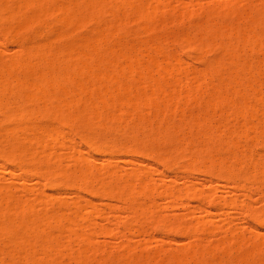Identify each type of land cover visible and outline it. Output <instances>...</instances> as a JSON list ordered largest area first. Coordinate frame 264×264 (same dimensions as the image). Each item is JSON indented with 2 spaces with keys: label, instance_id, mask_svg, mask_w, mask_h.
Wrapping results in <instances>:
<instances>
[{
  "label": "rangeland",
  "instance_id": "obj_1",
  "mask_svg": "<svg viewBox=\"0 0 264 264\" xmlns=\"http://www.w3.org/2000/svg\"><path fill=\"white\" fill-rule=\"evenodd\" d=\"M25 1H0V264H264V0Z\"/></svg>",
  "mask_w": 264,
  "mask_h": 264
},
{
  "label": "bare ground",
  "instance_id": "obj_2",
  "mask_svg": "<svg viewBox=\"0 0 264 264\" xmlns=\"http://www.w3.org/2000/svg\"><path fill=\"white\" fill-rule=\"evenodd\" d=\"M0 1H1V0H0ZM5 1H6V0H5ZM15 1H16V0H15ZM17 1H22V3H23L22 6H24V3H26V1L23 2L24 0H17ZM27 1L32 2V1H34V0H32V1H31V0H27ZM36 1H37V0H36ZM80 1H83V0H80ZM80 1H79V2H80ZM88 1H89V0H87V2H88ZM7 2H8V1H7ZM92 2H93V1H92ZM4 3H6V2H4ZM18 3H19V2H18ZM69 3H70V2H69ZM126 3H127V2H126ZM14 4H15V3H14ZM19 4H20V3H19ZM19 4H17V6H18ZM26 4H27V3H26ZM41 4H42V2H41ZM41 4H40V7H42ZM94 4H95V2H94ZM110 4H111V3H110ZM2 5H3V4H2ZM2 5H1V6H2ZM7 5H8V4H7ZM9 5H10V4H9ZM20 5H21V4H20ZM30 5H31V4H30ZM35 5H36V4H35ZM38 5H39V4H38ZM45 5H47V4H45ZM50 5H51V4H50ZM85 5H88V3H87V4L85 3ZM126 5H127V4H126ZM1 6H0V7H1ZM51 6L53 7V5H51ZM72 6H73V5H72ZM109 6H110V5H109ZM12 7H13V6H12ZM31 7H32V5H31ZM36 7H37V6H36ZM40 7H37V8H40ZM43 7L45 8V10L43 9V11L46 12V8L48 7V5H47V7H45V6H43ZM68 7H69V6H68ZM79 7H80V6H79ZM89 7H90V6H89ZM101 7H102V6H101ZM110 7H111V6H110ZM114 7H115V6H114ZM3 8H4V7H3ZM5 8H6V7H5ZM5 8L3 9V15H4V13L6 12V11H5ZM7 8H8V7H7ZM7 8H6V9H7ZM20 8H21V6H20ZM22 8H23V7H22ZM22 8H21V9H22ZM32 8L34 9V6H33ZM53 8H54V7H53ZM102 8H103V7H102ZM16 9H17V7H16ZM24 9H25V8H24ZM35 9H36V8H35ZM35 9H34V10H35ZM49 9H50V8H49ZM49 9H48V10H49ZM92 9H93V8H92ZM97 9H98V8H97ZM114 9H115V8H114ZM151 9H152V8H151V6H150V10H151ZM8 10H9V8H8ZM12 10H13V9H12ZM18 10H19V8H18ZM48 10H47V11H48ZM66 10H68V9L66 8ZM79 10H80V9H79ZM89 10H90V8H89ZM89 10H88V11H89ZM108 10H109V9H108ZM0 11H1V10H0ZM13 11H14V10H13ZM38 11H39V10H36L34 13L37 12V15H38V13H39ZM40 11H42V9H40ZM51 11H53V9H52ZM99 11H100V10H99ZM22 12H23V11H22ZM22 12H21V14H22ZM79 12H80V11H79ZM111 12H112V10H111ZM8 13H10V12L8 11ZM12 13L14 14V12H12ZM29 13H30V11H29ZM90 13H91V10H90ZM106 13H107V12H106ZM5 14H6V13H5ZM13 14H12V15H13ZM30 14H31V13H30ZM1 15H2V14H1ZM7 15H8V14H7ZM15 15H16V13H15ZM17 15H18V12H17ZM19 15H20V13H19ZM24 15H25V14H24ZM81 15H82V14H81ZM5 16H6V15H5ZM31 16H32L31 20L28 19V18L26 17L28 21H33V20H32V19H33V16H35V17H34V18H35V21H36V18H38L36 15H31ZM31 16H30V17H31ZM47 16H48V15H47ZM8 17H9V16H8ZM10 17H11V14H10ZM13 17H14V16H13ZM18 17H19V16H18ZM20 17H21V16H20ZM23 17H25V16H23ZM30 17H29V18H30ZM70 17H71V16H70ZM21 18H22V17H21ZM26 18H23V19L25 20ZM41 18H43V17H41ZM46 18H47V17H46ZM76 18H77V17H76ZM90 18H91V17H90ZM0 19H1V18H0ZM2 19H3V18H2ZM2 19H1V20H2ZM4 19H5V18H4ZM15 19H16V18H15ZM73 19H74V18H73ZM77 19H78V18H77ZM83 19H84V18H83ZM91 19H93V16H92ZM9 20H10V19H9ZM84 20H85V19H84ZM147 20H148V19H147ZM13 21H15V20L13 19ZM19 21H20V20H19ZM21 21H22V19H21ZM28 21H27V22H28ZM80 21H81V20H80ZM87 21H88V20H87ZM114 21H115V19H114ZM6 22H7V21H6ZM10 22H11V21H10ZM10 22H9V23H10ZM23 22H24V21H23ZM67 22H68V21H67ZM83 22H84V21H83ZM4 23H5V22H4ZM21 23H22V22H21ZM25 23H26V22H25ZM65 23H66V22H65ZM43 24H44V23H43ZM83 24H84V23H83ZM24 25H25V24H24ZM24 25H23V27H24ZM27 25H28V24H27ZM68 25H69V24H68ZM70 25H71V24H70ZM8 26H9V25H8ZM10 27H11V26H10ZM16 27H17V26H16ZM16 27H15V28H16ZM13 28H14V27H13ZM15 28H14V29H15ZM20 29H21V28H20ZM19 31H20V30H19ZM21 31H22V30H21ZM13 32H14V31H13ZM4 33H5V31H4ZM109 34H110V33H109ZM209 35H210V34H209ZM15 36H16V35H15ZM17 36H18V35H17ZM99 36H100V35H99ZM260 36H261V35H260ZM11 38H12V37H11ZM253 39H254V38H253ZM29 40H30V39H29ZM103 41H104V40H103ZM182 41H183V40H182ZM263 41H264V40H263ZM97 42H98V40H97ZM161 42H162V41H161ZM188 43H189V42H188ZM37 44H38V43H37ZM91 44H92V43H91ZM97 45H98V44H97ZM227 48H228V47H227ZM37 49H38V48H37ZM37 49H36V50H37ZM133 49H134V48H133ZM222 49H223V48H222ZM40 50H41V49H40ZM94 50H95V49H94ZM33 51H34V50H33ZM52 51H54V50H52ZM238 52H239V51H238ZM39 53H40V52H39ZM39 53H38V54H39ZM79 53H80V52H79ZM225 54H227V52H226ZM50 55H51V54H49V56H50ZM37 56H38V55H37ZM87 56H88V55H87ZM119 56H120V55H119ZM50 58H51V57H50ZM84 58H85V57H84ZM86 58H87V57H86ZM126 58H127V57H126ZM129 58H132V57L130 56ZM238 58H239V57H238ZM54 59H55V54H54ZM88 59H89V58H88ZM121 59H122V57H121ZM127 59H128V58H127ZM133 59H134V58H133ZM133 59H132V60H133ZM136 59H137V58H136ZM50 60H51V59H50ZM134 61H135V59H134ZM137 61H138V60H137ZM109 62H110V61H109ZM146 62H147V61H146ZM153 62H154V61H153ZM51 63H52V62H51ZM51 63H50V64H51ZM110 63H111V62H110ZM149 63H150V62H149ZM151 63H152V62H151ZM10 64H11V63H10ZM13 64H14V63H13ZM128 64H129V63H128ZM155 64H156V63H155ZM7 65H8V64H7ZM67 65H68V64H67ZM67 65H65V67H67ZM70 65H71V64H70ZM153 65H154V64H153ZM0 66H1V65H0ZM3 66H4V65H3ZM11 66H12V65H11ZM11 66H10V67H11ZM51 66H52V64H51ZM84 66H85V65H84ZM171 66H172V65H171ZM53 67H54V66H53ZM65 67H64V69H65ZM68 67H69V65H68ZM131 67H132V66H131ZM59 68H60V67H59ZM85 68H86V67H85ZM98 68H99V67H98ZM104 68H105V67H104ZM151 68H152V67H151ZM157 68H158V67H157ZM3 69H5V67H4ZM60 69H61V68H60ZM64 69H63L62 71H64ZM71 69H72V68H71ZM86 69H87V68H86ZM143 69H144V68H143ZM146 69H147V68H146ZM8 70H9V69H8ZM68 70H69V69H68ZM110 70H111V69H110ZM5 71H6V70H5ZM65 71H67V69H66ZM73 71H74V70H73ZM79 71H80V70H79ZM100 71H101V70H100ZM102 71H103V68H102ZM131 71H133V70H131ZM157 71H158V70H157ZM165 71H167V70H165ZM48 72H49V71H48ZM48 72H47V73H48ZM50 72H51V70H50ZM59 72H60V70H59ZM68 72H70V71H68ZM71 72H72V71H71ZM71 72H70V73H71ZM74 72H77V71H74ZM103 72H105V71H103ZM103 72H102V74H103ZM116 72H117V71H116ZM40 73H41V72H40ZM65 73H66V72H65ZM100 73H101V72H100ZM108 73H109V72H108ZM112 73H114V71H113ZM120 73H121V72H120ZM158 73H159V72H158ZM179 73H180V72H179ZM29 74H30V73H29ZM41 74H42V73H41ZM60 74H61V72H60ZM63 74H64V72H63ZM68 74H69V73H67V76H68ZM78 74H79V73H78ZM80 74H81V73H80ZM92 74H93V73H92ZM92 74H91V75H92ZM102 74H101V76H102ZM105 74H106V73H104V75H105ZM109 74H110V73H109ZM117 74H118V73H117ZM134 74H135V73H134ZM37 75H38V74H37ZM43 75H44V74L36 76V74H35L36 78H38L39 76L42 77V78L44 77L45 79H44V78H43V79H44V81H46V77H47V76L45 77V76H43ZM46 75H47V74H46ZM64 75H65V74H64ZM64 75H63V76H64ZM69 75H70V74H69ZM82 75H83V73H82ZM104 75H103V77H104ZM114 75H115V74H114ZM248 75H249V74H248ZM48 76H49V77L47 78V82L49 83L48 85H50V86H54V83H52V82H53V80H54L55 78L51 81L50 79H52V78L50 77V75H48ZM72 76H73V74H72ZM118 76H119V75H118ZM118 76H115V77H114V81H111V80H113V78H112L111 75H110V78H112V79L108 80L107 78H104L103 83H105V79H107L108 81H111V83H112V82L115 83L116 78H118V79H117V83H118V80H119V77H118ZM120 76H121V75H120ZM122 76H123V75H122ZM140 76H141V75H140ZM25 77H26V76H25ZM59 77H61V76L59 75ZM73 77H74V76H73ZM95 77H96V76H95ZM103 77H102V79H103ZM107 77L109 78V76H107ZM123 77H124V76H123ZM123 77H122V78H123ZM13 78H14V77H13ZM36 78H35V79H36ZM42 78H41V81L44 82ZM49 78H50V79H49ZM64 78H67V77H64ZM120 78H121V77H120ZM146 78H147V77H146ZM0 79H1V78H0ZM32 79H33V77H32ZM38 79H39V78H38ZM48 79L50 80V82H49ZM57 79H58V78H57ZM57 79H56V80H57ZM68 79H69V77H68ZM90 79H91V78H90ZM92 79H93V77H92ZM97 79H99V78H96V81H97ZM241 79H242V77H241ZM1 80H2V79H1ZM3 80H4V79H3ZM69 80H70L69 82L73 81L72 79H69ZM81 80H82V79H81ZM93 80H95V79H93ZM176 80H178V79H176ZM14 81H16V80H14ZM20 81H21V80H20ZM20 81H19V82H20ZM36 81H37V79H36ZM36 81H35V82H36ZM41 81H40V79H39L38 82H41ZM96 81H95V82H96ZM98 81H99V84H100V83H101V77H100V80H98ZM145 81H146V80H145ZM161 81H162V80H161ZM253 81H254V80H253ZM6 82H7V81H6ZM19 82H18V83H19ZM21 82H23V81H21ZM35 82L33 81V84H34ZM42 82H41V83H38V84H41V85L43 86V83H42ZM47 82H45L44 85H47ZM57 82H58V81H57ZM66 82H67V81H66ZM93 82H94V81H93ZM119 82L121 83V81H119ZM173 82H174V81H173ZM204 82H205V81H204ZM2 83H3V82H2ZM16 83H17V82H16ZM50 83H51L52 85H51ZM107 83H108V82H107ZM114 83H112V84H114ZM117 83H116V84H117ZM153 83H154V82H153ZM157 83H158V82H157ZM157 83H156V82L154 83L155 87H154V85H153V87L155 88V90L160 86V85H158ZM169 83H170V82H169ZM6 84H7V83H5V81H4V85H3V86H5ZM20 84H21V83H20ZM38 84L36 85V87L33 85V87L36 88L37 91H38V88H39V86H40V85L38 86ZM59 84H60V83H59ZM67 84H69V83H67ZM76 84H77V83H76ZM76 84H75V85H76ZM140 84H141V83H140ZM192 84H193V83H192ZM1 85H2V84H1ZM25 85L27 86V84H25ZM48 85H47V86H48ZM81 85H82V84H81ZM94 85H95V84H94ZM117 85H118V84H117ZM156 85H158L157 88H156ZM164 85H165V84H164ZM185 85H186V84H185ZM14 86H15V85H14ZM23 86H24V85H23ZM30 86H31V84H30ZM30 86L28 85V88H29ZM42 86H41V87H42ZM47 86H45V87H47ZM71 86H72V85H71ZM73 86H74V84H73ZM73 86H72V87H73ZM76 86L81 87L80 85H76ZM76 86H75V88H76ZM91 86H92V85H91ZM108 86H109V85H108ZM1 87H2V86H1ZM33 87L31 86V88H33ZM41 87L39 88V89L41 90L40 93H42V92H43V89H44V88H43L44 86L42 87V89H41ZM56 87H57V86H56ZM56 87H55V88H56ZM64 87H65V86H64ZM64 87H62V88H64ZM72 87H71V88H72ZM106 87H107V86H106ZM111 87H112V85H111ZM123 87H124V86H123ZM2 88H3V87H2ZM5 88H6V90H5ZM7 88H8V86L6 85V87H4V90L7 91V90H8ZM25 88H26V87H25ZM47 88H48V87H47ZM65 88H66V87H65ZM81 88H82V87H81ZM81 88H76V89L78 90V89H81ZM120 88H121V86H120ZM159 88H160V87H159ZM159 88H158V89H159ZM184 88H185V87H184ZM246 88H247V87H246ZM21 89H22V87H21ZM29 89H30V88H29ZM49 89H52V88H49ZM82 89H83V88H82ZM82 89H81V90H82ZM152 89H153V88H151V90H152ZM0 90L2 91L1 88H0ZM4 90L2 91V93L5 92ZM9 90H10V89H9ZM32 90H33V89H32ZM45 90H46V89H45ZM56 90H59V89H56ZM56 90H55V91H56ZM64 90H67V89H64ZM68 90H69V89H68ZM72 90H73V89H72ZM74 90H75V89H74ZM121 90H122V89H121ZM173 90H174V89H173ZM253 90H254V89H253ZM10 91H12V90H10ZM35 91H36V90H34V92H35ZM37 91H36V93H38ZM47 91H48V90H47ZM123 91H124V90H123ZM131 91H132V90H131ZM168 91H169V90H168ZM179 91H180V89H179ZM251 91H252V90H251ZM48 92H49V91H48ZM48 92H47V93H48ZM52 92H53V91H52ZM52 92H51V93H52ZM58 92H59V91H58ZM75 92H76V91H75ZM75 92H74V93H75ZM98 92H99V91H98ZM118 92H119V91H118ZM153 92H154V91H153ZM153 92H152V93H153ZM246 92H247V91H246ZM2 93H0V96H1ZM31 93H32V92H31ZM31 93H30V98H32V94L37 95L36 93H32V94H31ZM43 93H44V92H43ZM47 93H46V95L49 96V94H47ZM53 93H54V92H53ZM53 93H52V94H53ZM124 93H125V92H124ZM126 93H127V91H126ZM135 93H136V96H137V93H138L137 90L135 91ZM145 93H146V92H145ZM145 93H143V94L145 95ZM160 93H161V92H160ZM173 93H174V92H173ZM179 93H180V92H179ZM247 93H248V92H247ZM7 94H8V93H7ZM38 94H39V93H38ZM60 94H61V93H60ZM66 94H67V93H66ZM141 94H142V93H141ZM147 94H149V93H147ZM76 95H77V93H76ZM129 95H130V93L128 94V96H129ZM138 95H139V97L141 96L140 94H138ZM206 95H207V94H206ZM24 96H25V94H24ZM41 96H44V95H41ZM52 96H53V95H52ZM59 96H60V95H59ZM68 96H69V95H68ZM110 96H111V95H110ZM123 96H124V95H123ZM147 96H148V95H147ZM149 96H150V95H149ZM152 96H153V95H152ZM157 96H158V95H157ZM175 96H176V95H175ZM179 96H180V95H179ZM3 97H4V96H3ZM27 97H29V95H28ZM33 97H34V96H33ZM36 97H37V99H36V101H37V100L39 99V98H38V95L35 96V98H36ZM44 97H45V96H44ZM54 97H55V95H54ZM65 97H66V96H65ZM131 97H132V96H131ZM144 97L147 98V99H145ZM190 97H192V96H190ZM242 97H243V96H242ZM35 98H32V99H35ZM69 98H72V97H69ZM78 98H79V97H78ZM129 98H130V97H129ZM129 98H127V99L129 100ZM132 98L134 99V98H138V97H132ZM132 98H130V99H132ZM140 98H141V97H140ZM143 98H144V99H142V102H144V100H145V102H146V100H149V99H150L149 97H146V96H143ZM263 98H264V97H263ZM27 99H28V98H27ZM40 99H41V98H40ZM42 99H43V97H42ZM100 99H101V98H100ZM121 99H122V97H121ZM192 99H193V98H192ZM255 99H256V98H255ZM5 100H6V99H5ZM44 100H45V99H44ZM54 100H55V101H54ZM54 100H53L54 102L58 103L57 100H56V97H55ZM59 100H60V97H59ZM69 100H71V103H72L73 100H72V99H69ZM96 100H98V99L96 98ZM96 100H95V101H96ZM114 100H116V99H114ZM125 100H126V99H125ZM225 100H226V98H225ZM0 101H1V99H0ZM41 101H42V100H41ZM63 101H64V100H63ZM63 101H62V103L59 102V104H60L61 106H62L63 103H65V102H63ZM122 101H124V100H122ZM130 101H131V100H129V102H130ZM132 101H133V100H132ZM132 101H131V104H134ZM134 101H135V99H134ZM138 101H140V100H138ZM260 101H261V100H260ZM31 102H32V101H31ZM34 102H35V101H34ZM34 102H33V105L35 104ZM38 102H39V100H38ZM66 102H69V101H67V99H66ZM82 102H83V101H82ZM100 102H103V103H104V101H102V100H101ZM100 102H99V103H100ZM148 102H149V101H148ZM168 102H169V101H168ZM170 102H171V101H170ZM228 102H229V101H228ZM1 103H2V102H1ZM1 103H0V105H1ZM123 103H124V102H122V105H123ZM135 103H136V102H135ZM138 103L140 104V102H138ZM150 103H151V102H150ZM150 103H149V104H150ZM153 103H154V101H153ZM194 103H195V102H194ZM212 103H213V102H212ZM18 104H19V103H18ZM43 104H44V101H43ZM54 104H55V103H54ZM54 104H53V105H54ZM95 104H96V103H95ZM104 104H105V103H104ZM110 104H111V103H110ZM143 104H144V103H143ZM175 104H176V102H175ZM175 104H174V105H175ZM244 104H245V103H244ZM244 104H243V105H244ZM249 104H250V103H249ZM249 104H248V105H249ZM259 104H260V103H259ZM2 105H3V104H2ZM55 105H56V104H55ZM55 105H54V106H55ZM60 105H59V106H60ZM69 105H70V104H68V106H69ZM124 105H125V106H126V105L131 106L130 104H125V103H124ZM136 105H137V104H136ZM144 105H145V104H144ZM146 105H148V104H146ZM146 105H145V106H146ZM209 105H210V104H209ZM211 105H212V104H211ZM3 106H4V105H3ZM9 106H10V105H9ZM30 106H31V105H30ZM57 106H58V105H57ZM57 106H56V107H57ZM79 106H80V105H79ZM102 106H103V105H102ZM133 106H134V105H133ZM244 106H245V105H244ZM4 107H5V106H4ZM70 107H71V106H70ZM82 107H83V105H82ZM131 107H132V106H131ZM169 107H170V106H169ZM169 107H168V108H169ZM237 107H238V106H237ZM2 108H3V107H2ZM61 108H62V107H61ZM64 108H65V107H64ZM90 108H91V107H90ZM95 108H96V107H95ZM95 108H94V109H95ZM97 108H98V107H97ZM108 108H109V107H108ZM176 108H177V107H176ZM244 108H245V107H244ZM251 108H252V107H251ZM255 108H256V107H255ZM15 109H16V108H15ZM54 109H55V108H54ZM57 109H58V107H57ZM86 109H87V108H86ZM100 109H101V108H100ZM103 109H104V108H103ZM105 109H106V108H105ZM132 109H133V108H132ZM157 109H158V108H157ZM239 109H240V108H239ZM245 109H246V108H245ZM4 110H5V109H4ZM8 110H9V108H8ZM25 110H26V109H25ZM25 110H24V111H25ZM35 110H36V109H35ZM60 110H61V109H60ZM63 110H64V109H63ZM65 110H66V109H65ZM97 110H98V109H97ZM97 110H96V111H97ZM101 110H102V109H101ZM133 110H134V109H133ZM139 110H140V109H139ZM5 111H6V110H5ZM9 111L11 112V110H9ZM28 111H29V110H28ZM30 111H31V110H30ZM39 111H40V110H39ZM61 111H62V110H61ZM84 111H85V110H84ZM126 111H127V110H126ZM169 111H170V110H169ZM243 111H244V110H243ZM6 112H7V111H6ZM10 112H9V113H10ZM40 112H41V111H40ZM62 112H64V111H62ZM143 112H144V111H143ZM232 112H233V111H232ZM13 113H14V112H13ZM13 113H12L11 115H13ZM36 113H37V112H36ZM50 113H51V112H50ZM68 113H69V112H68V109H67V114H68ZM79 113H80V112H79ZM79 113H78V114H79ZM89 113H90V112H89ZM89 113H88V114H89ZM92 113H93V112H92ZM130 113H131V112H130ZM130 113H129V114H130ZM138 113H139V112H138ZM0 114H1V113H0ZM17 114H18V113H17ZM27 114H28V113H27ZM29 114H30V113H29ZM51 114H52V113H51ZM54 114H55V113H54V111H53V115H54ZM58 114H59V113H58ZM67 114H63V115H66V116L68 117ZM76 114H77V113H76ZM88 114H87V116H88ZM205 114H206V112H205ZM240 114H241V113H240ZM7 115H8V117H9L10 114H7ZM19 115H20V114H19ZM31 115H32V114H31ZM69 115H70V114H69ZM72 115H73V114H72ZM84 115H85V114H84ZM94 115H95V114H94ZM193 115H194V114H193ZM242 115H243V114H242ZM14 116H15V114H14ZM26 116H27V115H26ZM78 116H79V115H78ZM168 116H169V115H168ZM10 117H11V116H10ZM21 117H22V116H21ZM60 117H61V116H60ZM72 117H74V116H72ZM81 117H82V115H81ZM89 117H91V115H90ZM146 117H147V116H146ZM34 118H35V117H34ZM50 118H51V117H50ZM61 118H62V117H61ZM93 118H94V117H93ZM99 118H100V117H99ZM99 118H98V119H99ZM7 119H8V118H7ZM62 119H64V118H62ZM201 119H202V117H201ZM29 120H30V119H29ZM59 120H60V119H59ZM59 120H58V121H59ZM91 120H92V119H91ZM102 120H103V119H102ZM108 120H109V118H108ZM11 121H12V120H11ZM114 121H115V120H114ZM114 121H113V122H114ZM204 121H205V120H204ZM20 122H21V121H20ZM28 122H29V121H28ZM59 122H61V121H59ZM101 122H102V121H101ZM115 122H116V121H115ZM18 123H19V122H18ZM61 123H62V122H61ZM70 123H71V122H70ZM82 123H83V122H82ZM236 123H238V122H236ZM19 124H20V123H19ZM36 124H37V123H36ZM64 124H65V122H64ZM31 125H32V124H31ZM88 125H89V124H88ZM96 125H97V124H96ZM237 125H238V124H237ZM86 126H87V125H86ZM17 127H18V126H17ZM20 127H21V126H20ZM36 127H38V126H35L34 128H36ZM39 127H41V126H39ZM51 127H52V126H51ZM87 127H88V126H87ZM89 127H90V125H89ZM98 127H99V126H98ZM214 127H215V126H214ZM32 128H33V127H32ZM32 128H31V129H32ZM41 128H42V127H41ZM55 128H56V127H55ZM55 128H54V129H55ZM85 128H86V127H85ZM16 129H17V128H16ZM28 129H30V128H28ZM57 129H59V128H57ZM192 129H193V128H192ZM17 130H18V129H17ZM20 130H21V129H20ZM24 130H25V129H24ZM24 130H23V131H24ZM40 130H41V129H40ZM40 130H39V131H40ZM51 130H53V128H52ZM18 131H19V130H18ZM30 131H31V130H30ZM54 131H55V130H54ZM54 131H53V132H54ZM171 131H172V130H171ZM173 131H174V130H173ZM13 132H14V130H13ZM37 132H38V131H37ZM47 132H50V131H47ZM53 132H52V133H53ZM56 132H57V131H56ZM56 132H54V133H56ZM10 133L12 134V132H10ZM29 133H30V132H29ZM39 133H40V132H39ZM52 133H51V134H52ZM57 133L60 135V132H57ZM173 133H174V132H173ZM11 134H9V136H10ZM37 134H38V133H37ZM47 134H48V133H47ZM47 134H45V135H47ZM58 134H57V137H59ZM13 135H14V134H13ZM13 135L10 136V138H8V139H10V141H11V138H12V137L14 138V136L16 137L17 134L14 135V136H13ZM23 135H24V134H23ZM26 135H28V134H26ZM41 135H42V134H41ZM45 135H44V136H45ZM48 135H50V133H49ZM48 135H47V138H49ZM262 135H263V134H262ZM9 136H8V137H9ZM237 136H238V135H237ZM260 136H261V135H260ZM1 137H2V136H1ZM50 137H51V135H50ZM57 137H56V134L54 135V137H53V134H52V137H51L50 139H52V140L55 141V140L57 139ZM108 137H109V136H108ZM240 137H241V135H240ZM5 138H6V137H5ZM179 138H180V137H179ZM8 139H7V140H8ZM14 139H17V138H14ZM14 139H12V140H14ZM18 139H19V138H18ZM21 139H22V138H21ZM45 139H46V138H45ZM50 139H48V140H50ZM58 139H59V138H58ZM239 139H240V138H239ZM32 140H33V139L31 138L30 141H32ZM5 141H6V140H5ZM10 141H9V142H10ZM14 141H17V140H14ZM14 141H13V142H14ZM19 141H20V140H19ZM24 141H25V143H26L27 140H24ZM13 142H12V143H13ZM27 142H28V141H27ZM48 142H49V141H48ZM48 142H47V144H48ZM51 142H52V141H51ZM57 142H58V141H57ZM57 142H56V143H57ZM160 142H161V141H160ZM177 142H178V141H177ZM210 142H211V141H210ZM231 142H232V141H231ZM16 143H17V142H16ZM16 143H15V145H16ZM20 143H21V141H20ZM25 143H24V144H25ZM58 143H59V142H58ZM58 143H57V144H58ZM101 143H102V142H101ZM178 143H179V142H178ZM7 144H8V142H7ZM50 144H51V143H50ZM54 144H55V142H54ZM93 144H94V143H93ZM15 145L12 144L10 147H11L12 149H14L15 147L13 148V146H15ZM20 145H21V144H20ZM20 145H19V146H20ZM16 146H18V144H17ZM19 146H18V148L21 147V146H20V147H19ZM133 146H134V145H133ZM42 147H43V146H42ZM42 147H41V148H42ZM148 147H149V146H148ZM6 148H7V147H6ZM8 148H9V147H8ZM8 148H7V149H8ZM21 148H22V147H21ZM21 148H20V149H21ZM25 148H26V147H25ZM27 148H28V147H27ZM41 148H40V150H41ZM16 149H17V148H15L14 150H16ZM115 149H116V148H115ZM22 150H23V149H22ZM25 150H28V149H25ZM38 150H39V149H38ZM43 150H44V149H43ZM130 150H131V149H130ZM20 151H21V150H20ZM44 151H45V150H44ZM201 151H202V150H201ZM4 152H5V151H4ZM11 152H12V151H11ZM11 152H8V153H11ZM21 152H22V153H20V154H23V152H26V151L23 150V151H21ZM27 152H29V151H27ZM35 152H36V151H35ZM35 152H34V153H35ZM113 152H114V151H113ZM179 152H180V151H179ZM12 153H13V154H17V153H14V152H12ZM29 153H30V152H29ZM36 153H37V152H36ZM47 153H50V152H47ZM71 153H72V152H71ZM109 153H110V152H109ZM152 153H153V152H152ZM13 154H11L10 156H12ZM18 154H19V151H18ZM30 154H31V153H30ZM43 154H44V153H43ZM52 154L54 155L55 153H52ZM52 154H51V155H52ZM56 154H57V153H56ZM72 154H73V153H72ZM5 155H7V154H5ZM24 155H25V154H24ZM26 155H27V156H26L27 158H28V156H31V155H28V153H27ZM33 155H34V154H33ZM33 155H32V156H33ZM35 155H36V154H35ZM35 155H34V156H35ZM38 155H39V152H38ZM38 155H37V156H38ZM67 155H68V154H67ZM8 156H9V155H7V158L10 157V156H9V157H8ZM57 156H58V155H57ZM61 156L63 157V155H61ZM72 156H73V155H72ZM179 156H180V155H179ZM12 157H14V156H12ZM39 157H40V156H39ZM39 157H37V158H39ZM54 157H55V155H54ZM54 157H53V159H54L53 161H55V158H54ZM65 157H66V156H65ZM68 157H69V156H68ZM210 157H211V156H210ZM16 158H17V157L15 156L14 159H16ZM30 158H31V157H30ZM35 158H36V157H35ZM59 158H60V157H59ZM59 158H58V159H59ZM73 158H74V157H73ZM75 158H76V157H75ZM176 158H177V157H176ZM28 159H29V158H28ZM49 159H51V158H49ZM62 159H63V158H62ZM10 160H11V157H10ZM12 160H13V159H12ZM37 160H38V163H39L40 160H39V159H37ZM37 160H36V161H37ZM43 160H44V159H43ZM51 161H52V160H51ZM67 161H68V160H67ZM74 161H75V160H74ZM212 161H213V160H212ZM19 162H20V161H19ZM30 162H31V160H30ZM47 162H48V160H47ZM38 163H36L35 166H36ZM40 163H41V162H40ZM2 164H3V163H2ZM47 164H48V163H47ZM47 164H46L45 166H48ZM52 164H53V163H52ZM55 165H56V164H55ZM188 165H189V164H188ZM254 165H255V164H254ZM37 166H40V168H42V167H41V166H42V163H41V165H37ZM61 166H62V165H61ZM65 166H66V165H65ZM195 166H196V165H195ZM4 167H6V166H4ZM49 167H50V164H49ZM58 167H59V166H58ZM202 167H203V164H202ZM202 167H201V168H202ZM234 167H235V166H234ZM34 168H35V167H34ZM36 168H37V167H36ZM36 168L34 169L35 171H36ZM38 168H39V167H38ZM40 168H39V170H40ZM60 168H61V167H60ZM30 169H31V168H30ZM45 169H46V168H44V170H45ZM47 169H48V168H47ZM261 169H262V168H261ZM50 170H51V167H50ZM55 170H56V168H55ZM45 171H46V170H45ZM87 171H88V169H87ZM59 172H60V171H59V169H58V174H59ZM61 172H62V169H61ZM61 172H60V173H61ZM212 172H213V171H212ZM262 172H263V171H262ZM132 173H133V172H132ZM132 173H131V175H132ZM62 174H63V173H62ZM82 174H83V173H82ZM88 174H89V173H88ZM129 174H130V173H129ZM258 174H259V173H258ZM46 175H47V174H46ZM53 175H54V174H53ZM141 175H142V174H141ZM55 176H57V175H55ZM60 176H61V175H60ZM67 176H68V175H67ZM70 176H71V175H70ZM123 176H124V175H123ZM129 176H130V175H129ZM63 177H64V175H63ZM135 177H136V176H135ZM24 178H25V177H24ZM65 178H66V177H65ZM71 178H72V177H71ZM76 178H77V177H76ZM85 178H86V177H85ZM117 178H118V177H117ZM83 179H84V178H83ZM88 179H89V178H88ZM137 179H139V177H138ZM84 180H85V179H84ZM128 180H129V182L127 183V181H126V184H130V182H131L130 180H131V179H128ZM140 180H141V178H140ZM255 180H256V179H255ZM97 181H98V180H97ZM122 181H124V180H122ZM53 182H54V181H53ZM53 182H52V185H53ZM110 183H111V182H110ZM135 183H137V182H135ZM135 183H134V184H135ZM143 183H145V182L143 181ZM54 184H55V182H54ZM74 184H75V183H74ZM123 184H124V183H123ZM137 184H138V186H140V185H139V184H140V183H139V180H138V183H137ZM47 185H48V184H47ZM49 185H50V184H49ZM69 185H70V184H69ZM71 185H72V184H71ZM87 185H88V184H87ZM89 185H90V184H89ZM132 185H133V184H132ZM80 186H83V185H80ZM84 186H85V185H84ZM142 186H143V185H141V187H142ZM108 187H109V186H108ZM120 187H121V186H120ZM130 187H131V186H130ZM114 188H116V187H114ZM114 188H113V189H114ZM138 188H139V187H138ZM5 189H8V188H5ZM110 189H111V186H110ZM113 189L111 190V192L113 191ZM117 189H118V187H117ZM141 189H143V188H141ZM150 189H151V187H150ZM8 190H10V189H8ZM8 190H6L5 192H7ZM115 190H116V189H114V191H115ZM127 190H131V189H127ZM139 190H140V189H139ZM143 190H144V189H143ZM143 190H142V191H143ZM213 190H214V189H213ZM28 191H29V190H28ZM32 191H33V190H32ZM140 191H141V190H140ZM140 191H139V193H140ZM8 192H9V191H8ZM8 192H7V193H8ZM115 192H116V191H115ZM136 192H137V190H136ZM143 192H144V191H143ZM147 192H148V190H147ZM164 192H165V191H164ZM169 192H171V191H169ZM183 192H184V191H183ZM1 193H2V192H1ZM38 193H39V192H38ZM40 193H42V192H40ZM124 193H125V191H124ZM134 193H135V192H134ZM117 194H118V193H117ZM136 194H137V193H136ZM190 194H191V193H190ZM2 195H3V194H2ZM8 195H9V194H8ZM8 195H7V196H8ZM32 195H33V194H32ZM34 195H35V194H34ZM34 195H33V196H34ZM122 195H123V194H122ZM122 195H121V196H122ZM191 195H192V194H191ZM193 195H195V194H193ZM4 196H5V195H3V197L0 196V197H1L0 199H1L2 202H3L2 199L4 198ZM38 196H39V195H38ZM113 196H114V195H113ZM28 197H29V196H28ZM40 197H41V196H40ZM40 197H39L38 199H40ZM48 197H49V196H48ZM129 197H130V196H129ZM172 197H173V196H172ZM178 197H179V195H178ZM178 197H177V198H178ZM41 198H43V197H41ZM49 198H50V197H49ZM118 198H119V197H118ZM123 198H124V197H123ZM174 198H176V197H174ZM18 200H19V198H18ZM131 200H132V199H131ZM4 201H5V200H4ZM20 201H21V199H20ZM125 201H126V200H124V202H125ZM169 201H170V200H169ZM172 201H173V200H172ZM39 202H40V201H39ZM128 202H129V201H128ZM3 203L5 204L6 202H3ZM23 203H24V202H23ZM6 204H7V203H6ZM32 204H33V203H32ZM9 205H11V204H9ZM9 205H8V206H9ZM24 205H26V204H24ZM72 205H73V204H72ZM88 205H91V204L89 203ZM135 205L137 206V204H135ZM144 205H145V204H144ZM171 205H172V204H171ZM5 206H6V205H5ZM20 206L23 207V204L20 205ZM29 206H30V202H29ZM33 206H34V205H33ZM47 206H48V205H47ZM24 207H25V206H24ZM90 207H91V206H90ZM90 207H89V208H90ZM93 207H94V206H93ZM140 207H141V206H140ZM26 208H27V210H28V208L30 209L31 207H28V206H27ZM26 208H24V209H26ZM33 208H34V207H33ZM47 208H48V207H47ZM91 208H92V207H91ZM144 208H146V207H144ZM154 208H155V206H154ZM19 209H20V208H19ZM75 209H76V208H75ZM263 209H264V208H263ZM27 210H26V211H27ZM85 210H86V209H85ZM92 210H93V209H92ZM92 210H90L91 213H92ZM3 211H4V210H3ZM26 211H25V212H26ZM31 211H33V210H31ZM73 211L75 212V210H73ZM90 211L86 210L87 214H90V213H89ZM142 211H143V210H142ZM262 211H263V210H262ZM33 212H34V211H33ZM60 212H61V211H60ZM79 212H80V211H79ZM12 213H13V212H12ZM19 213H20V212H19ZM42 213H43V212H42ZM62 213H63V212H62ZM97 213H98V212H97ZM1 214H3V213H1ZM22 214H24V213H22ZM49 214H50V213H49ZM63 214H64V213H63ZM249 214H250V213H249ZM26 215H27V214H26ZM52 215H53V214H52ZM52 215H51V216H52ZM59 215H60V217H62L60 213H59ZM19 216H20V215H19ZM71 216H72V217H75V216H73V215H71ZM79 216H80V215H79ZM84 216H85V215H84ZM87 216H88V215H87ZM31 217H32V219H33V216H31ZM44 217H45V216H44ZM49 217H50V216H49ZM53 217L57 220V218H56L54 215H53ZM263 217H264V216H263ZM1 218H3V217H1ZM11 218H12V215H11ZM17 218H18V217H17ZM46 218H47V217H46ZM50 218H52V217H50ZM54 218H52V219H54ZM12 219H13V218H12ZM25 219H26V218H25ZM30 219H31V218H30ZM67 219H69V217H67ZM78 219H79V218H78ZM259 219H260V218H259ZM259 219H258V220H259ZM21 220H24V219H21ZM26 220H27V219H26ZM34 220H35V219H34ZM56 220H53L54 223H55ZM58 220H59V219H58ZM58 220H57V221H58ZM263 220H264V219H261L260 221H261V222H264ZM18 221H19V220H18ZM48 221H49V220H48ZM50 221H51V220H50ZM53 221H52V222H53ZM59 221H60V220H59ZM59 221H58V223H60ZM69 221H71V223H74L73 218L69 219L68 222H69ZM34 222H35V221H34ZM66 222H67V221H66ZM14 223H15V222H14ZM56 223H57V222H56ZM56 223H55V225H56ZM259 223H260V222H259ZM33 224H35V223H33ZM69 224H70V223H69ZM0 225H1V224H0ZM3 225H4V224H3ZM22 225H23V224H22ZM26 225H27V224H26ZM36 225H37V224H36ZM45 225H46V224H45ZM55 225H54V226H55ZM70 225H72V224H70ZM178 225H179V224H178ZM180 225H181V224H180ZM5 226H6V225H4V229H5ZM29 226H30V225H29ZM56 226H57V225H56ZM72 226H73V225H72ZM75 226H76V224H75ZM162 226H163V225H162ZM20 227H21V226H20ZM164 227H165V226H164ZM2 228H3V227H2ZM2 228H1V229H2ZM28 228H30V227H28ZM61 228H62V227H61ZM79 228H80V226H79ZM181 228H182V227H181ZM8 229H9V228H6V230H8ZM24 229H25V228H24ZM6 230H5V231H6ZM22 230H23V229H22ZM27 230H28V229H27ZM41 230H42V229H41ZM41 230H40V231H41ZM187 230H188V227H187ZM3 231H4V230H2V232H3ZM8 231H9V230H8ZM8 231H6V232H8ZM30 231H32V230H30ZM2 232H1V230H0V233H1V234H2ZM27 232H28V231H27ZM42 232H43V231H42ZM4 233H5V232H4ZM8 233H10V231H9ZM21 233H22V232H21ZM33 233H34V232H33ZM13 234H14V233H13ZM25 234H26V233H25ZM29 234H30V233H29ZM2 235H3V234H2ZM5 235H6V234H5ZM21 235H22V234H21ZM77 235H80V234H77ZM82 235H83V234H82ZM0 236H1V235H0ZM6 236H7V235H6ZM10 236H11V235H10ZM10 236H9V237H10ZM13 236H14V235H13ZM25 236H26V235H25ZM28 236H29V235H28ZM28 236H27V237H28ZM33 236H35V235H33ZM84 236H86V235H84ZM2 237H3V236H2ZM80 237L83 238V236H80ZM86 237H87V236H86ZM86 237H85V238H86ZM6 238H7V237H5V239H6ZM12 238H14V237H12ZM12 238H11V239H12ZM30 238H31V237H30ZM8 239H9V238H8ZM26 239H27V238H26ZM14 240H15V239H14ZM27 240H28V239H27ZM9 241H10V240H9ZM4 243H5V242H4ZM25 243H26V242H25ZM48 244H49V243H48ZM3 245H4V244H3V241H2V246H3ZM30 246H31V245H30ZM32 246H33V245H32ZM43 247H44V246H43ZM29 248H30V247H29ZM32 249H33V248H32ZM34 249H35V248H34ZM45 249H47V248H45ZM45 249H44V250H45ZM27 252H28V251H27ZM51 253H52V252H51ZM1 256H2V255H1ZM250 260H251V259H250ZM260 262H261V261H260ZM263 262H264V261H263ZM248 263H249V262H248ZM9 264H10V263H9Z\"/></svg>",
  "mask_w": 264,
  "mask_h": 264
}]
</instances>
